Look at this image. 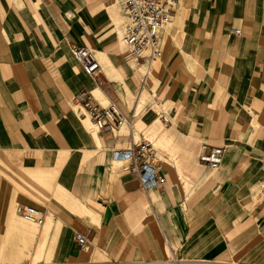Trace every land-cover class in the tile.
Wrapping results in <instances>:
<instances>
[{"label": "crops", "instance_id": "1", "mask_svg": "<svg viewBox=\"0 0 264 264\" xmlns=\"http://www.w3.org/2000/svg\"><path fill=\"white\" fill-rule=\"evenodd\" d=\"M260 1L183 0L182 7L177 2L173 17L179 12L184 28L177 32L178 40L168 43L165 63L181 85L175 99L183 101L185 120L169 130L154 123L147 134L158 147L177 154L180 177L160 168L158 185L145 191L127 171L126 161L117 158L118 150L135 142L134 123L131 130L123 126L118 131L126 137L127 129L128 146L113 149L115 142L105 136L101 141L87 119L80 120L81 127L72 113L61 119L65 112L59 103L64 100L45 19L58 24V17L64 21L74 11H88L90 0H48L44 10L37 0H0V151L10 152L20 141L48 145L59 129L68 135L76 128L89 147L80 149L66 172L59 173L61 200L82 213L93 211L89 202L100 208L93 211L95 223L89 216L78 220L68 212L61 216L44 210L49 221L43 229L7 214L9 206L0 199V264H59L60 258L63 264H74L76 223L85 225L87 238L79 261L93 263L100 257L105 264H264ZM72 45L83 47L71 42L68 51ZM67 67L82 75L74 62ZM80 93L102 107L110 103L93 82ZM61 143L65 161L71 148L62 136ZM203 144L224 149L215 171L198 162ZM46 151L41 155L44 166L30 163L33 179L53 170L58 149ZM27 185L22 200L35 206V188Z\"/></svg>", "mask_w": 264, "mask_h": 264}, {"label": "rangeland", "instance_id": "2", "mask_svg": "<svg viewBox=\"0 0 264 264\" xmlns=\"http://www.w3.org/2000/svg\"><path fill=\"white\" fill-rule=\"evenodd\" d=\"M37 1L41 2V8L44 10L48 0ZM182 1L183 0H177L180 7H182ZM89 6L90 8L88 11H74L73 14L66 16V20L64 21L62 17H58V24L52 23L48 18H44L47 30L51 33L50 44L55 49L52 51L53 61L52 59L51 61L54 64V68L58 71L59 89L60 93L63 94L60 96L63 97L62 100L64 101L62 104L59 103V106L65 113L61 119L67 117L69 113H72L77 119L75 125L78 124L80 126L82 124L80 120L84 119H87L91 123L89 116L77 102L76 95L81 92L82 86L86 83L93 82L98 84L110 99V103L107 104V106L110 104L116 105L123 112L130 124L134 123L135 131H137V135H133L134 141L137 142L143 137L145 141L150 144L154 152L155 164L158 166L157 174L159 175L160 168H165L167 172H171L173 175L176 173L180 177V167L176 163L177 154L171 150L158 147L155 141L147 134L148 129L154 123L162 125L160 129L169 130V126L171 127L173 124L174 126L178 125V127L182 126V122L185 120L183 101H177V99H175L177 94H179L181 85L172 73L167 72L168 65L165 63L166 47L168 43L178 40L179 37L177 32L180 34L181 31L179 30L183 26L181 21L177 19L179 12L176 17L172 15L170 23L166 25L167 27L162 32V56L155 58L149 65L144 63V65L150 67V75H154H149V77H147L143 89V96L136 99L140 91L141 79L144 73L138 67V64L141 63L131 58L124 44L123 46L121 45L122 52L118 53L117 50H114V46H117L115 41L123 43L122 36L126 24L122 13L121 0H90ZM176 22H179L178 26H175L174 23ZM164 31L169 32L167 35H164ZM71 42L77 43L94 53L101 70L98 79L94 81L81 71L80 66L74 61L68 51V43ZM175 46L179 53L185 56V54H183L184 49L182 45L176 42ZM70 61L78 65L79 72L84 77L73 73L71 68L68 69L67 63ZM106 62L110 65H116L117 68L120 66L124 71L128 68L131 73L129 78L133 79L135 76V79L130 83L123 80L125 76L121 78L120 76L118 77V75H113V72L107 71ZM185 63L189 68V64L187 62ZM154 66H157L158 70H155ZM172 67L173 65H171V68ZM194 67L195 66H193V68ZM125 83L129 87V91H127L126 86H124ZM170 95L172 100H168ZM138 118L144 124L142 127L139 126V122L137 121ZM164 118H166V121ZM91 126L92 129L96 131L92 123ZM59 130L60 132L58 131L56 135H53L52 140H49L48 145L20 141L18 147L12 151H0V199L9 206L7 214L14 216L18 215L16 213L18 205L33 206V204L26 203L22 200L26 194L25 190L29 186L27 184L32 183L35 189L30 188L32 192L35 193V207L44 209L45 211L51 210L54 212V210H56L55 213L61 216L68 212L69 214H74L75 218L78 220H83L85 216H89L92 223H95L93 211H99L100 209L95 202H89L93 211L82 213L76 210L73 211L70 205H67L61 200V191L57 186L59 173L61 171L66 172V168L72 161V158L77 154L80 155V149L89 147V145H84V137L78 134L76 128L73 129L72 134L69 133L68 135L64 132L65 130ZM118 131L113 135H104L96 132L101 141L105 136L115 142L113 149L127 147L131 135L127 133L126 129L124 134L127 136L121 137V132L118 133ZM61 136L71 148V156L65 161H63V156L60 154L61 152H59L63 147ZM50 149H58L59 152V156L54 162L53 170H50L47 175L45 174L40 178L33 179L32 176L34 175L30 169V163L33 165L37 163V165L41 164L44 166L47 161L41 159V155L47 152L46 150L50 151ZM24 157L26 158L23 159ZM48 221L49 220L46 218L44 224L37 227L45 229ZM21 222L36 228V225H31V223L25 222L23 219ZM84 226L83 223H76L74 228L75 233L83 232ZM84 248L82 250L80 248L75 249L76 260L74 264H105L102 263L103 261L100 257H96L93 263L89 260L79 261L78 258ZM46 261L49 260L45 259V262ZM63 263L64 262L60 258L59 264Z\"/></svg>", "mask_w": 264, "mask_h": 264}, {"label": "built area", "instance_id": "3", "mask_svg": "<svg viewBox=\"0 0 264 264\" xmlns=\"http://www.w3.org/2000/svg\"><path fill=\"white\" fill-rule=\"evenodd\" d=\"M176 3L177 0H121L126 22L122 36L123 44L134 61L145 63L162 56V31L170 23ZM260 3L264 12V0ZM232 32L237 33L236 30ZM69 52L85 75L96 78L100 74V65L87 48L72 45ZM76 100L99 133L113 134L124 122H128L123 112L114 104L102 107L93 103L91 95L86 93L78 94ZM200 149L198 162L210 171L217 170L221 165L224 149L206 144L201 145ZM117 158L126 161L127 171L137 178L143 190L148 191L158 185V166L147 141L131 142L127 148L117 151ZM16 213L36 226L44 224L45 212L37 207L18 205ZM74 241L80 249L87 245L83 232L75 233Z\"/></svg>", "mask_w": 264, "mask_h": 264}, {"label": "bare ground", "instance_id": "4", "mask_svg": "<svg viewBox=\"0 0 264 264\" xmlns=\"http://www.w3.org/2000/svg\"><path fill=\"white\" fill-rule=\"evenodd\" d=\"M182 12V11H181ZM179 15V14H178ZM182 15V14H181ZM125 19V18H124ZM178 19V18H177ZM175 22V21H174ZM175 24V26L177 25H179V22H176V23H174ZM167 27V26H166ZM165 27V28H166ZM165 28L163 29V30H165ZM163 32V31H162ZM169 31H164V35H167V33H168ZM167 37V36H166ZM169 38V37H168ZM122 41H123V39H122ZM115 43H116V45L117 46H114V50H117V52L118 53H120V52H122V50H121V45L123 46V43H121V42H119V41H115ZM120 48V49H119ZM155 59V58H154ZM154 59H152L151 61H153ZM151 61H149V62H145V63H147V64H149V63H151ZM108 62V61H107ZM106 62V67H107V71H110V72H113V75H118V77L120 76L121 78H123L124 76V78H123V80L124 81H127V82H130L131 83V81H133L134 79H135V76H134V78H133V76H132V78L133 79H130L129 77H130V72H129V70H128V68L127 69H125V71L119 66V68H117L116 67V65H110V64H108ZM138 67L144 72L143 73V77H142V81H141V87H140V91H139V93H138V97L136 98V99H139L141 96H143V92H144V85H145V81L147 80V77H149V75H150V67L149 66H146V65H144V64H138ZM170 68V67H169ZM154 69L155 70H158V67L157 66H154ZM171 70V69H170ZM124 71V72H123ZM151 75H154V74H151ZM150 75V76H151ZM124 86H126V89H127V91H129V87L126 85V83H125V85ZM111 105V104H110ZM165 120H166V118H164ZM129 122V121H128ZM128 122H124L122 125H121V127H123V126H126L129 130H131L132 129V124H130V122L128 123ZM94 127V126H93ZM121 127L119 128V129H121ZM97 131V130H96ZM200 154V153H199ZM199 156V155H198ZM32 207H35V206H32ZM38 208V207H37ZM38 209H40L41 210V208H38ZM42 210H44V209H42ZM22 218V217H21ZM23 219V218H22ZM25 222H28V221H26L25 219H23ZM29 223V222H28ZM32 224V223H31ZM34 225V224H33ZM217 264V263H216ZM220 264H225V263H220Z\"/></svg>", "mask_w": 264, "mask_h": 264}]
</instances>
